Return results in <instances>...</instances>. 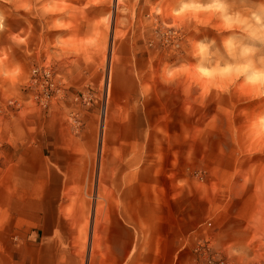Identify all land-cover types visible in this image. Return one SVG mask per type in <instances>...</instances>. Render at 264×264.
I'll return each mask as SVG.
<instances>
[{"label": "rangeland", "instance_id": "rangeland-1", "mask_svg": "<svg viewBox=\"0 0 264 264\" xmlns=\"http://www.w3.org/2000/svg\"><path fill=\"white\" fill-rule=\"evenodd\" d=\"M213 2L0 0V225L18 164L50 163L62 133L90 143L93 164L102 148L109 185L132 134L139 179L159 196L194 197L195 247L264 264V92L196 69L197 42L227 47L264 0ZM90 175L87 191L66 189L65 211L91 215ZM107 184L98 209H110Z\"/></svg>", "mask_w": 264, "mask_h": 264}, {"label": "crops", "instance_id": "crops-1", "mask_svg": "<svg viewBox=\"0 0 264 264\" xmlns=\"http://www.w3.org/2000/svg\"><path fill=\"white\" fill-rule=\"evenodd\" d=\"M131 135L119 146L110 185L102 148L93 164L94 147L64 133L54 142L50 163L18 164L15 191L2 193L10 217L0 225V264H188L200 235L187 206L194 197L159 196L153 182L139 179ZM92 170L97 180L91 215L74 206L65 211L66 189L87 191ZM106 184L112 187L110 209L102 210L97 205L105 202Z\"/></svg>", "mask_w": 264, "mask_h": 264}, {"label": "clouds", "instance_id": "clouds-1", "mask_svg": "<svg viewBox=\"0 0 264 264\" xmlns=\"http://www.w3.org/2000/svg\"><path fill=\"white\" fill-rule=\"evenodd\" d=\"M188 7V5H185ZM209 8H219L214 0ZM264 9L252 19L247 32H237V40L227 47H216L215 40L204 39L197 42L200 61L196 65L199 75L209 82L241 80L247 86L264 92Z\"/></svg>", "mask_w": 264, "mask_h": 264}, {"label": "built area", "instance_id": "built-area-1", "mask_svg": "<svg viewBox=\"0 0 264 264\" xmlns=\"http://www.w3.org/2000/svg\"><path fill=\"white\" fill-rule=\"evenodd\" d=\"M210 224V223H208ZM188 264H235L210 243H199L194 248V257Z\"/></svg>", "mask_w": 264, "mask_h": 264}]
</instances>
